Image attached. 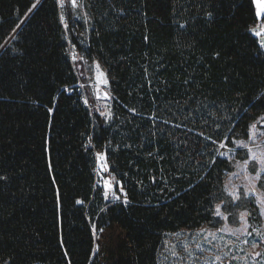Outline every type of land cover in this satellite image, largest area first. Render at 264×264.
Wrapping results in <instances>:
<instances>
[{"label":"trees","instance_id":"obj_1","mask_svg":"<svg viewBox=\"0 0 264 264\" xmlns=\"http://www.w3.org/2000/svg\"><path fill=\"white\" fill-rule=\"evenodd\" d=\"M37 1L0 0V46ZM85 5L83 41L68 0L67 29L58 1L41 0L0 53V264H158L164 233L218 222L233 169L219 146L264 114L252 0ZM69 44L105 70L110 122L81 102ZM94 150L127 204L108 203Z\"/></svg>","mask_w":264,"mask_h":264},{"label":"rangeland","instance_id":"obj_2","mask_svg":"<svg viewBox=\"0 0 264 264\" xmlns=\"http://www.w3.org/2000/svg\"><path fill=\"white\" fill-rule=\"evenodd\" d=\"M57 1L61 8L62 25L67 29L63 16L65 0ZM68 2L76 23H79L80 38H86L90 30L91 19L85 0H77L78 6H74L71 0ZM261 26L264 27V21ZM68 51L71 60L74 62L79 58L83 66L82 84L86 98L88 99L87 94H89L94 100L98 114L107 123L110 122L112 96L105 70L94 59H89L84 55L78 57L73 45L69 44ZM73 56L76 59H73ZM103 80H107V83H103ZM262 118L264 114L251 122L250 126L255 124L256 127L253 129L249 126L247 138L234 140L233 147L219 146V153H226L222 157L232 161L233 169L226 173L223 182L224 192L230 200L218 201L214 205V216L218 222L214 225L205 224L196 229H181L177 232L164 233L157 254L158 264H264V239H262L264 237V172L260 173L259 180L253 179L261 168L258 160L264 159V119ZM236 141L244 142L246 147L238 146ZM245 161H248L247 165ZM103 169L96 174V182H101L104 187H112L119 197L118 202L124 203V193L116 177L104 176ZM230 191L238 192L240 199L234 201L229 195ZM227 202L231 203L228 210L225 207ZM218 204L221 216L215 215ZM241 213L247 214L245 219H241ZM100 232L94 230L97 241L103 239L104 235L102 236L103 233L100 234ZM257 232L260 235H257ZM95 250L96 252L99 250L98 242ZM174 252L177 254L173 255ZM257 252L260 253L259 256L255 255ZM217 256L221 259L216 260Z\"/></svg>","mask_w":264,"mask_h":264},{"label":"snow or ice","instance_id":"obj_3","mask_svg":"<svg viewBox=\"0 0 264 264\" xmlns=\"http://www.w3.org/2000/svg\"><path fill=\"white\" fill-rule=\"evenodd\" d=\"M71 2H72V4H73L74 6H78V5H77V0H71ZM253 3H255V5H256V15L259 17V16H261L262 14H264V0H253ZM35 7H36V4H33L32 7L28 9V12H31L32 9L35 8ZM209 15H211V14L209 13ZM17 27H19V25H18ZM251 31L254 32L255 36H257V37H262V39L260 40V47H261V48H264V28H259V30H257V29H251ZM0 47H2V46H0ZM73 59H76V57L73 56ZM97 67H98V65H97ZM102 82L106 84V83H107V80H103ZM85 103H87V100H85ZM132 111L134 112L135 109H132ZM101 115H104V113H101ZM109 115H110V114H109ZM262 119H264V118H262ZM250 127L254 129V128L256 127V125L253 124V125H251ZM201 135H203V134H201ZM253 135H255V133H253ZM207 139H211V137H208ZM227 139H228V137L226 136V137H225V140H227ZM235 143H236L238 146L246 147V145H245L244 142H242V141H236ZM220 146H221V147H226V145H225L223 142H221ZM218 154H219L220 156H225V155H226V153H224V152H220V153H218ZM98 156H99V154H98ZM101 158H102V157H101ZM253 158H255V157H253ZM214 162H215V161H213V163H214ZM244 163H245V165H247L248 161H245ZM258 163L261 165V168H260V171H258L257 174H256V176L253 178V179H255V180H259V179L261 178V177H260V173H261V172H264V159H259V160H258ZM109 186H110V185H109ZM121 191H123L122 188H121ZM245 194L247 195L248 193H245ZM105 195L107 196V193H106ZM229 195L232 196V198H233L234 201L240 199V196H239V193H238V192H232V191H230V192H229ZM116 198L119 199V197H116ZM77 203H81V201H77ZM124 203H125V204L128 203L127 198H126V194H125ZM215 215H216V216H221V215H222V213H221V211H220V205H219V204L216 205V212H215ZM246 215H247V214H245V213H241V219H245ZM225 218H226V217H225ZM245 227H246V225H245ZM210 235H213V236H214L213 233H210ZM249 235H251V233H249ZM257 235H260V233L257 232ZM262 239H264V237H262ZM245 243H247V241H245ZM253 246L255 247L256 245L254 244ZM197 247H199V245H197ZM176 254H177V253H175V252L173 253V255H176ZM255 255L259 256L260 253L257 252ZM215 259H216V260H220L221 258H220L219 256H217ZM233 259H235V257H233Z\"/></svg>","mask_w":264,"mask_h":264},{"label":"built area","instance_id":"obj_4","mask_svg":"<svg viewBox=\"0 0 264 264\" xmlns=\"http://www.w3.org/2000/svg\"><path fill=\"white\" fill-rule=\"evenodd\" d=\"M77 87H79L77 93L80 96L81 102L83 103V105L88 106V99L85 96L82 82H79L78 85H77ZM85 100H87V103H85ZM86 147L88 149H94L92 143L91 144H87ZM98 154H99V156H98ZM94 155H95V159H96V161H95L94 174L96 176V174H98V172L100 171V169H103L104 168L103 170H105V165H104V162H103V157L101 156L100 153H98L97 151H95ZM96 179H97V176H96ZM97 184L99 186H102L101 182H99ZM102 188L104 189V194L107 193V196L106 195L105 196L107 197L106 199L108 200V203L109 204H112V203L118 201V199L116 198V197H118V195L114 192V189L112 187H107V186L104 187V186H102Z\"/></svg>","mask_w":264,"mask_h":264},{"label":"water","instance_id":"obj_5","mask_svg":"<svg viewBox=\"0 0 264 264\" xmlns=\"http://www.w3.org/2000/svg\"><path fill=\"white\" fill-rule=\"evenodd\" d=\"M40 1H41V0H38V2L35 3V4H36V7H37V5L40 3ZM252 4H253V7H254L255 18H256V20H257V24L254 25V26H252V27L250 28V33H251V35H252L254 38H256V39L258 40L259 45H260V40L262 39V37H257V36H255L254 32L251 31V29H257V30H259V28H264V27L261 26V23L264 21V14H262L261 16L258 17V16L256 15V5H255V3H253V0H252ZM36 7H35V8H36ZM35 8H33L31 12H28L27 16H25V18L23 19V21L19 24V27H17V28L15 29V31L13 32V34L11 35V37H10V38L7 40V42H6V43L0 48V53H1V51L4 49V47L8 44V42L13 38V36L17 33V31L22 27V25L25 23V21L28 19V17L31 15V13L34 11Z\"/></svg>","mask_w":264,"mask_h":264},{"label":"bare ground","instance_id":"obj_6","mask_svg":"<svg viewBox=\"0 0 264 264\" xmlns=\"http://www.w3.org/2000/svg\"><path fill=\"white\" fill-rule=\"evenodd\" d=\"M104 96H107V95H104Z\"/></svg>","mask_w":264,"mask_h":264}]
</instances>
